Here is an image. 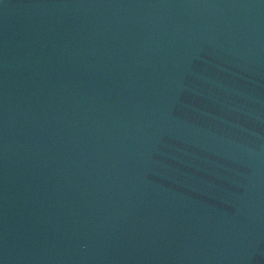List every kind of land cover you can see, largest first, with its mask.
Wrapping results in <instances>:
<instances>
[{"label": "water", "instance_id": "obj_1", "mask_svg": "<svg viewBox=\"0 0 264 264\" xmlns=\"http://www.w3.org/2000/svg\"><path fill=\"white\" fill-rule=\"evenodd\" d=\"M0 264H264V0H0Z\"/></svg>", "mask_w": 264, "mask_h": 264}]
</instances>
